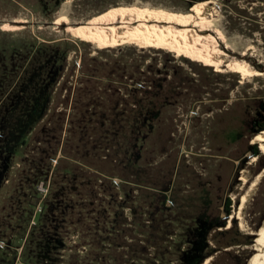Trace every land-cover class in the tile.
Segmentation results:
<instances>
[{
	"label": "rangeland",
	"instance_id": "rangeland-1",
	"mask_svg": "<svg viewBox=\"0 0 264 264\" xmlns=\"http://www.w3.org/2000/svg\"><path fill=\"white\" fill-rule=\"evenodd\" d=\"M200 1L0 0V264H186V250L253 264L264 230V151L250 150L264 103V0H213L221 47L263 71L248 77L173 45L104 46L75 29L131 6L191 15ZM153 104L162 113L130 156L112 121ZM200 216L210 225L194 247Z\"/></svg>",
	"mask_w": 264,
	"mask_h": 264
},
{
	"label": "bare ground",
	"instance_id": "bare-ground-1",
	"mask_svg": "<svg viewBox=\"0 0 264 264\" xmlns=\"http://www.w3.org/2000/svg\"><path fill=\"white\" fill-rule=\"evenodd\" d=\"M215 15L213 0H202L195 4L191 15L131 6L117 8L93 22L77 25L75 29L85 38L94 39L104 46L120 45L135 39L143 40L153 47L173 45L182 53L193 52L201 56L218 71L225 67L242 72L244 77L262 74L263 71L253 67L247 60L234 57L221 47L222 42L224 47L230 49L214 22ZM255 143H259L264 151V131L255 136ZM260 175L262 172L258 176ZM243 179L245 182L249 180L247 175ZM248 198L247 190L240 204L241 218ZM259 235L258 243L263 248L256 255L253 264H264V230ZM210 259L209 256L202 264H208Z\"/></svg>",
	"mask_w": 264,
	"mask_h": 264
},
{
	"label": "trees",
	"instance_id": "trees-1",
	"mask_svg": "<svg viewBox=\"0 0 264 264\" xmlns=\"http://www.w3.org/2000/svg\"><path fill=\"white\" fill-rule=\"evenodd\" d=\"M258 68H261V66H257ZM148 80H152L153 77L147 76ZM151 86V85H150ZM151 88H153L151 86ZM149 88L148 86H144L137 89L138 92H144V93H152L154 95H158L157 92L153 89ZM45 90V89H44ZM43 90V91H44ZM45 92V91H44ZM47 94V91L45 92ZM43 93V95L45 94ZM44 98V102L40 104L39 107H37L32 113L36 120L43 117V115L46 113V107L48 103V99L46 97ZM48 96V95H47ZM137 97V95H135ZM159 100V99H158ZM46 101V103H45ZM148 101V100H147ZM120 102V100H119ZM161 105L159 104H153L152 106L148 107L147 105H140V107H129V108H121L116 112V115L112 121V124L114 125V134L119 137L118 143L119 148L124 149L127 154L129 155L130 152L132 153L130 156L139 153L143 142L149 137L150 133L154 129V122L157 120L161 113ZM260 119L253 120L252 128L254 129L253 137H255L257 134L264 131V103L260 105ZM118 123V125H115ZM27 131H30L28 129ZM25 131V132H27ZM137 150V151H136ZM250 150L254 153L256 156H260V147L258 143H254L251 145ZM107 157V156H106ZM127 159H130L128 156ZM132 159V158H131ZM132 161V160H129ZM92 168H94L97 171L103 172V168H100L99 166L90 165ZM263 167V166H262ZM102 179V178H100ZM124 180H127L129 182H134L133 180L124 178ZM159 195L157 193H152V196ZM156 197V196H155ZM164 200H162L163 202ZM231 205L232 200L231 198H228L226 201V211L228 214L231 213ZM199 227L190 228L188 232V240H190L194 247H198L200 245L199 240L197 238H194V235L198 234L201 237H205L206 229L210 225V221L204 217H199ZM226 222H219L218 226H225ZM233 226H230L227 228L228 230H231ZM254 237V243H255ZM152 245H155L154 241L150 242ZM248 243H252L248 242ZM198 245V246H197ZM218 249L214 250L217 251ZM183 257L185 259L186 264H202L204 261L203 259H200L198 256H194L192 250H186L183 253ZM207 259V258H206ZM156 263V262H155ZM161 264V262H160ZM163 264V262H162Z\"/></svg>",
	"mask_w": 264,
	"mask_h": 264
}]
</instances>
